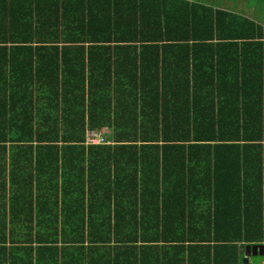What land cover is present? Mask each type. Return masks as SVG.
<instances>
[{"label": "trees", "instance_id": "1", "mask_svg": "<svg viewBox=\"0 0 264 264\" xmlns=\"http://www.w3.org/2000/svg\"><path fill=\"white\" fill-rule=\"evenodd\" d=\"M254 244L263 24L200 0H0V264H245Z\"/></svg>", "mask_w": 264, "mask_h": 264}, {"label": "rangeland", "instance_id": "2", "mask_svg": "<svg viewBox=\"0 0 264 264\" xmlns=\"http://www.w3.org/2000/svg\"><path fill=\"white\" fill-rule=\"evenodd\" d=\"M215 6L226 7L235 10L239 13L245 14L264 24V2H254L251 0H200ZM260 255H250L249 261L255 263L260 261ZM248 264V263H245Z\"/></svg>", "mask_w": 264, "mask_h": 264}, {"label": "crops", "instance_id": "3", "mask_svg": "<svg viewBox=\"0 0 264 264\" xmlns=\"http://www.w3.org/2000/svg\"><path fill=\"white\" fill-rule=\"evenodd\" d=\"M218 6V5H217ZM264 25V24H263ZM175 51H173L172 53H169L170 54V56L171 55H175L176 57H178L179 58V56H177L175 53H174ZM184 54V53H183ZM188 58L190 59V62H189V64L191 65V61H192V52H190L188 55ZM173 58H174V56H173ZM184 58H185V55H182V53H181V65H183V63H184ZM175 59V58H174ZM236 161H235V159H233L232 161H230L229 162V164H232V163H235ZM235 166H233V167H230V171H232V172H234V170H235ZM229 169V168H228ZM228 169H227V171H228ZM242 170V169H241ZM239 180H241V179H239ZM241 184H242V180H241V182H240ZM236 185H239V181H233V182H228V189H231V190H233V189H235V186ZM249 194V192H247V195ZM242 195H243V193H242ZM250 198H251V195H248ZM254 196H255V194H254ZM253 196V197H254ZM241 197H243V196H241ZM228 229H230V230H232V227L231 228H228ZM245 255V252H244V254H243V256ZM250 255H253V254H250ZM250 255H248V261H249V256ZM256 255H260V254H256ZM262 260H264V258H262V259H260V261H262ZM260 261H258V262H260ZM250 262V261H249ZM258 262H255V263H258ZM251 264H253V263H251Z\"/></svg>", "mask_w": 264, "mask_h": 264}, {"label": "water", "instance_id": "4", "mask_svg": "<svg viewBox=\"0 0 264 264\" xmlns=\"http://www.w3.org/2000/svg\"><path fill=\"white\" fill-rule=\"evenodd\" d=\"M264 253V245L261 244H254V245H246L245 247V255L243 256V262L247 263L248 261V255L253 254H263Z\"/></svg>", "mask_w": 264, "mask_h": 264}, {"label": "built area", "instance_id": "5", "mask_svg": "<svg viewBox=\"0 0 264 264\" xmlns=\"http://www.w3.org/2000/svg\"><path fill=\"white\" fill-rule=\"evenodd\" d=\"M100 131L96 130H88L86 132V141L90 142H98L102 140V137L100 136ZM253 264H264V260L258 262V263H253Z\"/></svg>", "mask_w": 264, "mask_h": 264}]
</instances>
